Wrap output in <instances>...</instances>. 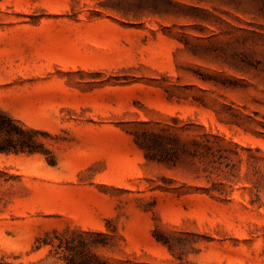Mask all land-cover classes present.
<instances>
[{"label":"rangeland","instance_id":"374dc122","mask_svg":"<svg viewBox=\"0 0 264 264\" xmlns=\"http://www.w3.org/2000/svg\"><path fill=\"white\" fill-rule=\"evenodd\" d=\"M0 110V262L264 264V0H0Z\"/></svg>","mask_w":264,"mask_h":264},{"label":"trees","instance_id":"16d2710c","mask_svg":"<svg viewBox=\"0 0 264 264\" xmlns=\"http://www.w3.org/2000/svg\"><path fill=\"white\" fill-rule=\"evenodd\" d=\"M169 2V0H166ZM0 132L5 133L8 136L16 135L17 141L16 143L12 142H4L0 143V152L3 153H18V152H28L32 153L36 150V142L33 138H29L28 140L23 139L24 135L31 134L34 131L32 129L22 128L18 125H16L15 121L8 116L5 112L0 110ZM134 141L136 144L141 147L144 150V154L147 158H155L153 154H150V145L144 138H140L138 136H135ZM194 142H196L194 140ZM96 263H90V264H107L103 261H100L96 259ZM0 264H4L0 262ZM71 264V263H70ZM89 264V263H88Z\"/></svg>","mask_w":264,"mask_h":264}]
</instances>
